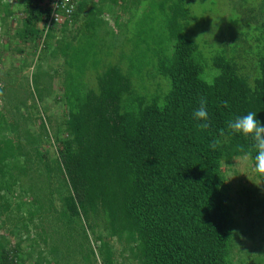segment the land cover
<instances>
[{"label":"trees","instance_id":"trees-1","mask_svg":"<svg viewBox=\"0 0 264 264\" xmlns=\"http://www.w3.org/2000/svg\"><path fill=\"white\" fill-rule=\"evenodd\" d=\"M203 1L76 0L58 31L70 40L38 56L30 82L17 84L27 65L3 71L2 58L15 35L34 44L49 9L45 0H0L1 26L15 7L24 16L22 30L8 37L5 29L0 41V264L26 263L20 244H10L12 232L1 233L24 207L14 204L20 177L31 183L20 193L33 201L20 229L13 225L19 236L42 212L53 213L68 228L104 235L96 243L102 264H115L112 241L133 264H236L237 238L248 230L233 218L225 167L247 158L258 181V191L243 193L244 215L260 212L250 240L254 226H264V173L255 167L254 142L227 122L254 111L264 124V0ZM65 4L53 8L65 16ZM52 56L63 59L62 93L54 99L64 110L61 127L45 116L53 78L38 63ZM201 98L207 128L193 118ZM51 131L54 160L42 151ZM83 227L79 248L90 247ZM260 241L238 264H264ZM54 244L68 247L61 238ZM42 252L33 264L57 263L56 250L49 259Z\"/></svg>","mask_w":264,"mask_h":264},{"label":"rangeland","instance_id":"rangeland-1","mask_svg":"<svg viewBox=\"0 0 264 264\" xmlns=\"http://www.w3.org/2000/svg\"><path fill=\"white\" fill-rule=\"evenodd\" d=\"M201 2H205L203 0H200ZM22 8L15 7L13 10V15L10 17V19L7 20V26H1L0 25V41L2 44L6 43V37H2L6 30L8 29V37H14V34L20 30V26L22 23V20L24 18L22 13ZM105 17V22L108 24V28H112V20L109 17ZM124 21V20H123ZM134 23V21H133ZM111 27V28H110ZM160 28V27H159ZM20 32V31H19ZM56 38L61 37V43L59 46L63 45L66 41L70 40V36L68 34H64L62 37V34L60 36L59 32L55 35ZM126 36L121 35L120 39L123 41L126 39ZM17 35L11 40L10 42V48L11 53H7L2 59V65L1 68L3 71H7L10 66H13V70H17V67H23L22 64L24 63L27 65V67L24 66L23 70L19 75L16 77L17 84L20 83L19 78L24 80L27 79L30 82V78L32 74L35 73L36 68L32 65L34 62H37L36 59V52H37V43L36 40L34 44L30 43L29 45H25L24 42L20 41L16 38ZM115 41V40H114ZM52 47H55L53 45ZM20 51H22L20 54ZM53 62L51 59H49L47 62L41 64V71L51 74L52 78L49 83V95L46 99V102L44 104L48 108L45 110V116L50 118L51 124L56 125L58 127H61L62 124V116H63V108L62 105H58L54 103V99L56 96H60L62 93L61 91V84H62V73L60 69H62V61L59 59H55L52 56ZM57 72V73H55ZM13 74V73H12ZM11 74V75H12ZM13 77V76H11ZM31 102H28V104ZM30 105V104H29ZM42 107V106H41ZM39 108V106H38ZM40 109V108H39ZM35 114V113H34ZM33 123L31 122V125ZM32 125L30 127L31 132L37 131V126ZM54 128V127H53ZM50 137H52L48 142H44L42 144V151L47 152V157L49 160H54L56 156V148H58L57 144L54 142L53 138V131L50 132ZM226 172V193L229 194V197L234 201L232 203L233 209H234V216L237 220V222H240L242 226H244L248 232L245 234L246 236H238L237 238V247L234 250V259L236 264H238V261L241 259L240 262L247 263L249 259V255L256 254V250H258L262 245V242L260 241V238L264 236V226L258 225L254 226V230L252 231L254 240H250L248 235L250 234L249 226L252 227L254 223L259 221L260 218H258V215H260V212H255L253 210L251 213L252 215H244L245 212V206L244 204H247L246 199L243 197L244 191H258L259 190V184L258 181L254 175L252 166L250 164V161L247 158H240L237 160H234L229 167H225ZM19 183L18 185L20 187H26L29 186L31 183L28 181L27 178H18ZM59 180H54V183H57ZM43 183V182H41ZM56 184H54L55 186ZM19 186L15 188L16 193V202L14 204H24V207H22V210L17 213H13L11 220L6 223V231L2 232V235H7L8 231L12 232L11 242L10 244L14 246L17 242L20 244L21 250L23 251V256H25V264H33L35 260L37 259L38 252H42V256H47L49 259V253L54 252L55 250L57 253L55 254L56 264H102V261L100 257L97 254V238L103 237L104 235L100 234L97 236V233L94 235L89 231H86L85 228L81 226L72 225L71 229H69L66 225L63 224V222L56 221L55 217L56 215L49 214L45 216V213L42 212L41 219H34L33 224L26 223L27 224V231L28 234L24 236H19L17 234L18 230L13 229V225H17L16 228L21 227L22 221L27 219L28 212L32 211V208L29 206V204L33 201V197L31 194L28 195H22L20 193ZM55 189L57 187H54ZM26 189V188H25ZM53 190V189H52ZM62 193V191H61ZM54 199L56 197L54 196ZM26 203V204H25ZM238 203V204H237ZM54 205L56 207V210H60V203L58 198L55 200ZM15 209V205H13V208ZM249 217V219H248ZM16 218V219H15ZM15 219V220H14ZM24 219V220H22ZM16 222V224H15ZM28 222V221H27ZM83 229L86 231V235L88 237V245L90 247H80L79 244L83 243ZM261 227V228H260ZM36 228V229H35ZM73 229L76 230V233L71 232ZM74 230V231H75ZM23 233V231L21 230ZM83 232V233H82ZM37 234H40L42 236V239L39 240V237ZM63 235V236H62ZM71 237V238H70ZM58 238H61L63 243L68 247L58 246L57 244H54V242H57ZM83 245V244H82ZM111 252H112V259L114 260L115 264H133L129 263V261L125 260L127 258V253L121 252L122 246L116 243L115 241H112L111 243ZM89 250H93L94 256H89L87 261H84L85 255L88 254ZM31 254V256H27ZM62 254V255H61ZM59 255L64 256V260L62 261V258L59 257Z\"/></svg>","mask_w":264,"mask_h":264},{"label":"clouds","instance_id":"clouds-1","mask_svg":"<svg viewBox=\"0 0 264 264\" xmlns=\"http://www.w3.org/2000/svg\"><path fill=\"white\" fill-rule=\"evenodd\" d=\"M71 3H73V5H66V6L68 8L75 6L74 3H76V0H71ZM53 5H54V0H45V2L42 5L44 8H48L49 11L46 19H44L43 22L37 24V27L35 28L38 32L36 38V43H37L36 58L38 56H41L43 52L49 54L51 52H56V49L58 48L60 49L61 47L59 46L61 43V37L56 38L55 35L58 33L59 30H61L64 20L69 17L72 8L70 12L68 11V8H66L64 10L65 16H63L61 14H58L54 10ZM55 15L58 16V18L60 19L59 22L55 21ZM20 29L22 30L21 26ZM59 34L61 36L60 32ZM49 35H52L51 37L54 38L52 40L51 38L48 39ZM53 45H55V47H52ZM59 60L62 61V65H63V59L59 57ZM193 118L198 121H203V123L200 124L201 128L208 127V111H207L206 100L204 98H201L199 107L193 113ZM227 128L231 130L233 134L250 138L254 142L253 147L256 150L255 167L258 172L264 173V124H262L257 119V113L254 111H248L244 115L235 116L233 119H230L227 122Z\"/></svg>","mask_w":264,"mask_h":264},{"label":"built area","instance_id":"built-area-1","mask_svg":"<svg viewBox=\"0 0 264 264\" xmlns=\"http://www.w3.org/2000/svg\"><path fill=\"white\" fill-rule=\"evenodd\" d=\"M59 3H66V4H65V6H66L68 3H71V0H54V5H56V4L58 5ZM65 6H64V7H65ZM71 8H72V7L68 8V11H69V12L71 11ZM55 21H58V22L60 21V19H59L58 16H56V15H55ZM11 259H12V261H13V264H18V263H17V260H16L15 258H11Z\"/></svg>","mask_w":264,"mask_h":264}]
</instances>
